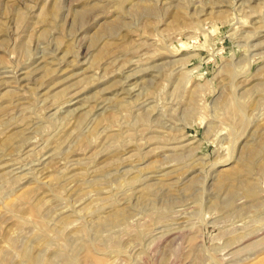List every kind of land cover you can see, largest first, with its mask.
Instances as JSON below:
<instances>
[{
    "label": "rangeland",
    "instance_id": "rangeland-1",
    "mask_svg": "<svg viewBox=\"0 0 264 264\" xmlns=\"http://www.w3.org/2000/svg\"><path fill=\"white\" fill-rule=\"evenodd\" d=\"M263 132L264 0H0V264H264Z\"/></svg>",
    "mask_w": 264,
    "mask_h": 264
},
{
    "label": "bare ground",
    "instance_id": "bare-ground-1",
    "mask_svg": "<svg viewBox=\"0 0 264 264\" xmlns=\"http://www.w3.org/2000/svg\"><path fill=\"white\" fill-rule=\"evenodd\" d=\"M264 133V132H263ZM262 146H264L263 144H262ZM255 148V147H254ZM260 148V147H259ZM253 149V148H252ZM250 151H251V149H249ZM248 153H249V151H248ZM254 154V151H252L250 154ZM244 154V153H243ZM252 154V155H253ZM256 154V153H255ZM251 155V156H252ZM256 157V156H255ZM254 157V158H255ZM245 158V157H244ZM248 158V157H247ZM246 158V159H247ZM252 159V158H251ZM247 162H248V160H247ZM249 163V162H248ZM248 165V164H247ZM264 165V164H263ZM262 165V166H263ZM246 167V166H245ZM242 168V167H241ZM243 169V168H242ZM241 171V170H240ZM238 173H240V172H238ZM226 175V174H225ZM228 175V174H227ZM230 175V174H229ZM233 175V174H232ZM231 175V176H232ZM230 176V177H231ZM234 176V175H233ZM237 176V175H236ZM239 176V175H238ZM221 177H222V175H221ZM223 177H224V174H223ZM230 179V178H229ZM235 179V178H234ZM245 179V178H244ZM236 180H238L239 181V179H236ZM242 180V179H241ZM233 181V180H232ZM235 181V180H234ZM246 181V180H245ZM223 182V181H222ZM227 182V181H226ZM229 183H231V182H229ZM235 183V182H234ZM234 183H232L233 185H234ZM244 183V182H243ZM224 184H225V182H224ZM236 184V183H235ZM245 184V183H244ZM227 185H229V184H227ZM231 185V184H230ZM241 185V184H240ZM239 185V186H240ZM231 187H232V185H231ZM242 187V186H241ZM227 188V187H226ZM225 188V189H226ZM243 188V187H242ZM232 190H234L235 188H231ZM231 190V191H232ZM236 190V189H235ZM227 192V191H226ZM233 192V191H232ZM232 192H230V193H232ZM147 194V193H146ZM147 196V195H146ZM148 199V198H147ZM122 210L120 209V210H118L117 209V211H114L113 213H111L110 215H108V216H106V217H104V218H102V219H100V220H98V221H96L95 222V224H94V226H93V228H95V229H99V227H102V226H105V225H110V224H114V223H116V222H118L120 219H123V215H124V213H122V212H124V211H122ZM123 216V217H122ZM78 234V233H77ZM44 264H56L55 262H53L50 258H48L46 261H45V263Z\"/></svg>",
    "mask_w": 264,
    "mask_h": 264
}]
</instances>
